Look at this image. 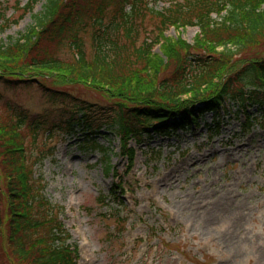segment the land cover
Wrapping results in <instances>:
<instances>
[{
    "label": "trees",
    "instance_id": "16d2710c",
    "mask_svg": "<svg viewBox=\"0 0 264 264\" xmlns=\"http://www.w3.org/2000/svg\"><path fill=\"white\" fill-rule=\"evenodd\" d=\"M38 1L18 11L31 14ZM34 20L20 37L0 40V83L36 86L50 102L78 107L57 132L80 127L91 134L87 140L96 143L93 136L105 126L124 138L150 126L185 128L197 104L204 105L200 111H212L218 118L219 93L202 97L218 80L222 95L263 113L264 0H171L161 10L151 8L147 0H46ZM169 26L199 28V43L175 45L164 57L154 56V46ZM88 28L96 41L89 57L81 36ZM51 43L57 49L63 44L74 48V59L57 57L47 48ZM243 54L250 56L236 60ZM55 74L62 79H53ZM78 84L103 104L79 101L71 90ZM44 120L30 123L34 138L46 130ZM28 123L25 113L13 124L0 111V264H6L8 253L14 264H76L64 239L68 235L35 187L33 170L25 167L22 144L27 143Z\"/></svg>",
    "mask_w": 264,
    "mask_h": 264
},
{
    "label": "rangeland",
    "instance_id": "374dc122",
    "mask_svg": "<svg viewBox=\"0 0 264 264\" xmlns=\"http://www.w3.org/2000/svg\"><path fill=\"white\" fill-rule=\"evenodd\" d=\"M30 1L0 0V40L18 38L35 25L34 15L46 0L38 1L34 14L18 11ZM157 1L161 10L171 0ZM148 27L155 30L153 24ZM91 31L88 28L81 34L87 57L92 51ZM161 36L152 51L154 56L164 57L175 45H196L200 33L198 28L169 26ZM47 48L63 60L71 61L76 53L65 44L57 49L51 43ZM249 56L243 54L236 60ZM52 77L62 79L58 74ZM218 81L202 97L217 95L222 85ZM75 87L72 94L79 101L103 104L82 85ZM146 91L152 95L148 87ZM0 94L4 113L9 109L16 114L23 111L30 123L45 118L44 123L54 129L63 126L78 109L73 104L65 107L50 102L36 86L0 83ZM237 118L227 114L218 128L207 114L204 121L209 126L201 125L196 131L145 136L137 147L131 141L139 150L133 172L136 180L130 181L132 174L126 181L136 191L138 202L134 200L135 206L128 203V211L109 198L114 179L105 172L106 157L117 170L127 164L114 130L105 126L95 135L101 146L97 150L81 147L85 135L80 128L71 136L55 132L46 146L48 157L35 166L36 179L41 178L45 185L44 195L51 204L48 211L58 212L72 234L69 244L80 246L82 264H264V126L257 121L247 127L241 115ZM212 129L220 131L209 138L207 132ZM37 143L32 160L40 158V148L44 149L40 137ZM170 212L176 214L174 222ZM118 216L126 222H119ZM5 259L6 264L15 263L9 253Z\"/></svg>",
    "mask_w": 264,
    "mask_h": 264
}]
</instances>
